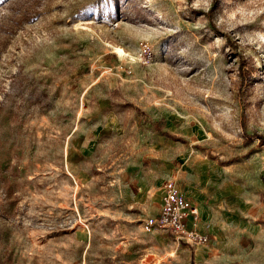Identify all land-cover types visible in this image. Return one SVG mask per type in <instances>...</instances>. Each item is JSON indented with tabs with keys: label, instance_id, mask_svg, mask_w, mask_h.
<instances>
[{
	"label": "rangeland",
	"instance_id": "374dc122",
	"mask_svg": "<svg viewBox=\"0 0 264 264\" xmlns=\"http://www.w3.org/2000/svg\"><path fill=\"white\" fill-rule=\"evenodd\" d=\"M260 136L264 0H0V264H264ZM142 173L226 193L229 241Z\"/></svg>",
	"mask_w": 264,
	"mask_h": 264
},
{
	"label": "crops",
	"instance_id": "0c3cea01",
	"mask_svg": "<svg viewBox=\"0 0 264 264\" xmlns=\"http://www.w3.org/2000/svg\"><path fill=\"white\" fill-rule=\"evenodd\" d=\"M138 180L140 186L139 196L144 195V197L148 200L150 199L149 197L153 199V203L157 206L155 213V215H157L162 201L163 191L160 188H157L152 190L151 193L149 189H153L152 186L154 183L151 181V178L149 176L143 173L140 175ZM191 187L192 188L188 190L191 193V196L188 194V197L193 198V200H195L199 207L200 219L197 223V228L199 229V231L208 233L210 236V240L213 243H222L229 241L226 238V230H223V227H225L226 224H223L224 222L222 220L224 219L226 222V217L229 216L227 215L229 213V210H224L226 209V206L223 201V195H225L226 193H222L223 191H218L216 193H214L213 191L209 192L208 188H206L205 185L203 187V185L201 184ZM209 195H211L212 198L206 201L204 198L208 197ZM189 225H193V222L191 220L189 221ZM203 244L206 243H198L194 248L195 258L198 260H202L206 257L205 253H207V249H205Z\"/></svg>",
	"mask_w": 264,
	"mask_h": 264
},
{
	"label": "built area",
	"instance_id": "2783aa9c",
	"mask_svg": "<svg viewBox=\"0 0 264 264\" xmlns=\"http://www.w3.org/2000/svg\"><path fill=\"white\" fill-rule=\"evenodd\" d=\"M199 219L198 205L186 194L180 192L172 181L166 180L163 184L161 205L154 217L155 223L185 242L207 243L210 236L197 228ZM190 220L193 225H189Z\"/></svg>",
	"mask_w": 264,
	"mask_h": 264
},
{
	"label": "bare ground",
	"instance_id": "6f19581e",
	"mask_svg": "<svg viewBox=\"0 0 264 264\" xmlns=\"http://www.w3.org/2000/svg\"><path fill=\"white\" fill-rule=\"evenodd\" d=\"M117 49H118L119 52H123V49H121V48H117Z\"/></svg>",
	"mask_w": 264,
	"mask_h": 264
},
{
	"label": "trees",
	"instance_id": "16d2710c",
	"mask_svg": "<svg viewBox=\"0 0 264 264\" xmlns=\"http://www.w3.org/2000/svg\"><path fill=\"white\" fill-rule=\"evenodd\" d=\"M262 139H264V136H260Z\"/></svg>",
	"mask_w": 264,
	"mask_h": 264
}]
</instances>
